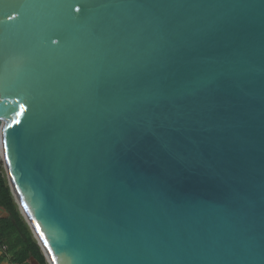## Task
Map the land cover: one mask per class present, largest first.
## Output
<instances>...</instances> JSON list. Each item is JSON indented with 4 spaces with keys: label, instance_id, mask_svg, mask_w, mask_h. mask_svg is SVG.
Masks as SVG:
<instances>
[{
    "label": "water",
    "instance_id": "water-1",
    "mask_svg": "<svg viewBox=\"0 0 264 264\" xmlns=\"http://www.w3.org/2000/svg\"><path fill=\"white\" fill-rule=\"evenodd\" d=\"M0 115L47 264H264V0H0Z\"/></svg>",
    "mask_w": 264,
    "mask_h": 264
},
{
    "label": "trees",
    "instance_id": "trees-1",
    "mask_svg": "<svg viewBox=\"0 0 264 264\" xmlns=\"http://www.w3.org/2000/svg\"><path fill=\"white\" fill-rule=\"evenodd\" d=\"M0 264H47L40 247L22 218L0 162ZM14 221L17 227L12 223ZM23 235V236H22Z\"/></svg>",
    "mask_w": 264,
    "mask_h": 264
},
{
    "label": "snow or ice",
    "instance_id": "snow-or-ice-1",
    "mask_svg": "<svg viewBox=\"0 0 264 264\" xmlns=\"http://www.w3.org/2000/svg\"><path fill=\"white\" fill-rule=\"evenodd\" d=\"M19 107H20L21 111L16 112L17 117H19L22 114V110L24 108V105L21 104ZM2 118H3V116L0 115V119H2ZM13 123H19V119L14 120ZM11 126L12 125H9L8 127H11ZM5 153H7V145H5ZM25 207H27V205H25ZM37 228L39 229L38 225H37ZM41 235H43V234L41 233ZM45 243H47V241H45ZM53 259L55 260V257H53Z\"/></svg>",
    "mask_w": 264,
    "mask_h": 264
},
{
    "label": "rangeland",
    "instance_id": "rangeland-1",
    "mask_svg": "<svg viewBox=\"0 0 264 264\" xmlns=\"http://www.w3.org/2000/svg\"><path fill=\"white\" fill-rule=\"evenodd\" d=\"M0 162L2 163V166H3V170H4V176H5V178H6V181H7V183H8V180H7V175H6V171H5V167H4V164H3V161H2V159H1V157H0ZM15 200V199H14ZM17 207H18V210H19V212H20V214H21V211H20V209H19V206H18V204H17ZM22 215V214H21ZM22 218L24 219V217L22 216ZM24 221H25V219H24ZM26 222V221H25ZM26 224H27V222H26ZM27 226H28V224H27ZM4 264H9V263H7V262H5Z\"/></svg>",
    "mask_w": 264,
    "mask_h": 264
},
{
    "label": "bare ground",
    "instance_id": "bare-ground-1",
    "mask_svg": "<svg viewBox=\"0 0 264 264\" xmlns=\"http://www.w3.org/2000/svg\"><path fill=\"white\" fill-rule=\"evenodd\" d=\"M0 157H1V159H4V152H3V148H2L1 142H0ZM15 200H17L16 196H15ZM19 209H20L21 211H23V210L20 208V206H19Z\"/></svg>",
    "mask_w": 264,
    "mask_h": 264
},
{
    "label": "crops",
    "instance_id": "crops-1",
    "mask_svg": "<svg viewBox=\"0 0 264 264\" xmlns=\"http://www.w3.org/2000/svg\"><path fill=\"white\" fill-rule=\"evenodd\" d=\"M5 212L0 208V217L5 216Z\"/></svg>",
    "mask_w": 264,
    "mask_h": 264
}]
</instances>
